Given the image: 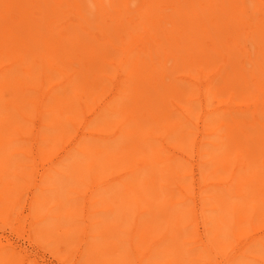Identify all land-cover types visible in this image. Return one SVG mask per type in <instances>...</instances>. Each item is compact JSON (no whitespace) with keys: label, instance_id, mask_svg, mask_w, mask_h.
<instances>
[{"label":"bare ground","instance_id":"6f19581e","mask_svg":"<svg viewBox=\"0 0 264 264\" xmlns=\"http://www.w3.org/2000/svg\"><path fill=\"white\" fill-rule=\"evenodd\" d=\"M26 193L83 264H211L233 238L264 264L237 246L264 240V0H0V210Z\"/></svg>","mask_w":264,"mask_h":264},{"label":"rangeland","instance_id":"374dc122","mask_svg":"<svg viewBox=\"0 0 264 264\" xmlns=\"http://www.w3.org/2000/svg\"><path fill=\"white\" fill-rule=\"evenodd\" d=\"M202 141L203 139L201 134L197 135V148L202 143ZM185 153L186 151L179 152V155L185 156ZM62 154L63 150L59 149L57 151V155H55V159H57V157L61 156ZM185 160H188V162H184L186 166H188V168L194 166L193 174L190 175L186 180L191 196L190 202L198 208L197 219L194 224H196V227L201 233L200 235H198V231L194 229L196 230L197 234L193 239L201 237L202 240L206 241L210 233L204 224L205 215L204 212L201 211L202 204L200 202L201 198L199 196V190L200 188L205 186V183H207L209 179L202 177V175L198 173V151L196 148L191 150V154L189 155L188 159H184L183 157L182 162ZM45 167H48V165H45ZM91 189L92 186L88 184L84 187L83 193L90 194ZM203 194L205 195L206 192H204ZM25 195L26 196L23 197V199H20V202L16 207L9 208L6 211L0 210V247H9L10 249L14 250L13 254L17 256V258L14 259L11 264H83L82 255L85 250V246L79 241V236L76 238L71 248L65 249V246L63 244H60V248L55 249L51 244L48 243V240L46 238H43L45 240H41V237L34 234V229L38 226V223H35L37 217L32 212L30 199L32 195L30 193H26ZM72 196H74V194ZM206 206L210 207L211 204H207ZM206 213L207 215L209 214L210 219H212L214 212L207 210ZM263 230L264 220L260 223L259 228H248L245 233H247L250 237L252 233L256 234L262 232ZM200 243L201 241L198 242V244ZM263 243L264 240L246 244V239H244L240 241V244H237V246L242 249L246 245V249L249 248L252 250L251 254H254L258 257L261 256L264 259ZM198 244L195 242H190L188 244V248H195ZM234 246L235 238L228 242L227 245H225V247L220 250V252H216L213 250L214 252L211 256L213 262L211 264H230L232 261H228L227 254H231V249H233ZM196 248L198 250H202L201 246ZM239 251H237L236 253L238 254ZM133 259L134 263L138 264V258L135 257V255ZM238 260L241 262V264H263L260 261L252 260L248 257H238L237 261ZM191 263L196 264L194 260Z\"/></svg>","mask_w":264,"mask_h":264}]
</instances>
